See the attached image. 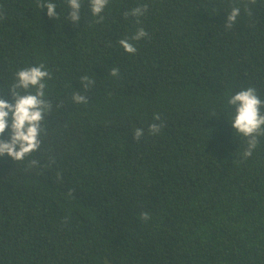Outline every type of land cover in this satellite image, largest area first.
<instances>
[{
    "label": "trees",
    "instance_id": "trees-1",
    "mask_svg": "<svg viewBox=\"0 0 264 264\" xmlns=\"http://www.w3.org/2000/svg\"><path fill=\"white\" fill-rule=\"evenodd\" d=\"M52 2L0 0V98L43 63L52 104L40 148L0 156V264H264V135L245 157L228 104L264 100V0H81L76 23Z\"/></svg>",
    "mask_w": 264,
    "mask_h": 264
},
{
    "label": "clouds",
    "instance_id": "clouds-1",
    "mask_svg": "<svg viewBox=\"0 0 264 264\" xmlns=\"http://www.w3.org/2000/svg\"><path fill=\"white\" fill-rule=\"evenodd\" d=\"M255 2V0H252ZM71 11L68 19L73 23L81 19V0H67ZM108 4V0H90V10L92 15L100 16ZM40 9L46 7L49 17L57 18L56 4L52 0H37ZM147 5L137 6L131 10V15L141 16L147 10ZM240 9L233 7L227 14L226 27L231 28L235 23ZM128 15V13H125ZM148 33L143 27L139 28L133 35V40H139L147 37ZM119 44L128 53H135L136 47L124 38L119 40ZM109 75L115 77L119 75L118 68H112ZM15 81L9 92L13 97V102L0 98V137H3L6 130L9 139L0 138V156L7 154L13 161H22L33 151L41 146L40 135L43 131L42 122L52 109L51 102L46 98L45 89L46 80L51 79L50 71L43 63L25 67L15 73ZM85 89L90 88L95 82L87 75L81 78ZM72 99L77 103H87V98L79 93H73ZM228 104L233 106L234 115L231 120L232 128L247 138V149L244 156H251L252 151L257 147L258 136L264 135V114L261 113V107H264L257 90L253 87L241 89L228 99ZM159 114L154 115V120H159ZM162 124L152 123L149 125V132L159 133ZM144 134L142 128H136L133 133V139L139 140ZM36 164L35 160L31 161ZM141 218L147 221L148 213H141Z\"/></svg>",
    "mask_w": 264,
    "mask_h": 264
}]
</instances>
